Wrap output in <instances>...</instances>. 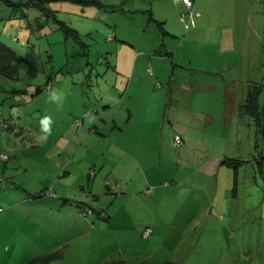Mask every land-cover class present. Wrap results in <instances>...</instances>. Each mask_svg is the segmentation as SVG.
<instances>
[{
	"label": "rangeland",
	"instance_id": "374dc122",
	"mask_svg": "<svg viewBox=\"0 0 264 264\" xmlns=\"http://www.w3.org/2000/svg\"><path fill=\"white\" fill-rule=\"evenodd\" d=\"M23 1L0 0V46L14 53L0 135L33 187L54 159L41 150L70 137L77 180L65 202L62 177L51 182L54 226L39 207L11 219L0 200V264H264V127L240 110L255 83L264 114V0H192L188 29L174 0ZM153 18L180 27L165 35ZM71 86L83 97L72 128Z\"/></svg>",
	"mask_w": 264,
	"mask_h": 264
},
{
	"label": "crops",
	"instance_id": "0c3cea01",
	"mask_svg": "<svg viewBox=\"0 0 264 264\" xmlns=\"http://www.w3.org/2000/svg\"><path fill=\"white\" fill-rule=\"evenodd\" d=\"M174 1H176L177 6L183 5V7H185V5L182 1H179V0L178 1L174 0ZM154 21H156L157 26L159 27L161 32L165 35L170 34L171 36H174V33H177L175 31V28L179 29V27H180L179 24H177V26H173V25L169 24L166 27L165 25H162L163 19H158V20L154 19ZM164 28H166V30ZM72 84L74 85L75 82H73ZM72 87L73 86H71L70 94L67 95V97L69 96V100H70L69 101V107L67 108V112H68L67 114H69V117H70V121H69L70 122L69 123L70 128H72L73 124H74V122H72V115L76 112L77 113L83 112V109L81 108V106L77 105V100H82L83 97L78 96L79 93H76V95L72 94V91H73ZM128 87H129V85H128ZM128 87H126V89H128ZM40 90H41V87H40ZM54 90H58V89L54 88ZM34 100H35V98H34ZM119 125H121V124H119ZM80 134H81V130H78L76 137L77 138L81 137L82 135H80ZM85 135H86V131L84 132L83 136H85ZM5 137H6L5 135L4 136L0 135V141L2 143V145H1L2 149L0 150V153H2V152H5V153L13 152V154L15 156L16 153L14 152V150H16V149L12 148V147L13 146L16 147V145L14 143H12L13 146H11L12 144L8 141V138L5 139ZM66 140L67 141H65L64 143L60 142L58 145H55L56 144L55 143L52 146H47L43 150H41V153L48 156V159H52V158H54V159L51 160L52 167H49V169L47 171H46L47 164L46 163L42 164L43 172L42 171L38 172L40 179H37V181H38V182H36L37 185H35L34 187L33 186H26L24 184L23 180L21 182H19L14 178L15 174L19 171L17 164L21 167V165H20L21 163H18L16 161V159H15V161L9 159L5 163L3 162L4 166H1L3 168L0 169V175L5 178V180H6L5 183H8V184L10 183L11 185L8 186V184H7V186H5L0 191V200H1L2 204L3 203L6 204V206H7L6 208H9L7 210V212H9V216L11 219L13 218L12 212L15 211L16 208L18 210L29 209V211L30 210L33 211L34 208L39 207L41 211L43 210L44 212H48L47 215H48V219H49L50 224H53V226H54L57 223L56 222V215H55L56 211H57V207L55 205L51 207V205L49 204L50 198H48L46 194L43 195L42 190L49 188L51 182L58 175H60L62 177L61 180H63V181H60L59 186L57 187V192L60 194L59 197L62 199L61 201L65 202L67 200L65 198L67 192L69 193V191L73 188V185L76 184L75 182L77 179L74 178L72 180V171L66 170V166L71 163L72 158L70 157V155L73 152V148L71 146L72 141L70 140V137H68V139L66 138ZM73 156H74V153H73ZM9 161H12L11 167H9V164H8ZM44 171H46V172L44 173ZM22 172H24V171H22ZM129 179H131V178H129ZM64 181H66V182H64ZM112 186H113L112 190L114 192L117 189V187H118V191L120 190L118 182H114ZM55 187H56V184L52 188H55ZM25 201H27V202H25ZM24 203H27V204L24 205ZM65 207H66V204L64 206H61V208H65ZM211 209H212V207L209 209V211ZM60 211H61L60 213H66L65 211H62V210H60ZM43 215H44V219H46V213H43ZM20 216H23V215H20ZM110 218H111V216H110ZM157 220H158V225H160L162 220L160 218H157Z\"/></svg>",
	"mask_w": 264,
	"mask_h": 264
},
{
	"label": "trees",
	"instance_id": "16d2710c",
	"mask_svg": "<svg viewBox=\"0 0 264 264\" xmlns=\"http://www.w3.org/2000/svg\"><path fill=\"white\" fill-rule=\"evenodd\" d=\"M45 1H51V0H26V1H23V5L26 6V7H31V6H36L38 8H43V3ZM78 1H81L83 3H92V4H96L97 6H102V4L97 1V0H78ZM59 24V27L61 29H63L66 33L68 34H71L75 37L78 38V32L72 28V27H69L68 25H66L64 22H61L59 21L58 22ZM14 59V53L12 51H10L8 48L4 47V46H0V74H4L5 76H9V71H8V68H10V62L11 60ZM21 64H24V63H21ZM50 81L47 80L46 83L42 86V87H45L47 84L51 85L49 83ZM37 92L40 91V87H37L36 89ZM260 92H261V88L258 84H252L250 87H249V90H247L246 94H245V99H244V103H242L240 105V110L242 111V113H244L245 115H248L249 117H251L254 122L256 123V126L257 128H259L260 130H262V127H264V121H262V119H264V114H262V111H261V108H260V103H259V96H260ZM0 128L1 129H9L10 128V125H8L6 119H4L1 115H0ZM6 155L7 156V159H3L1 158V155ZM14 156L13 152L11 153H5V152H2L0 153V159L1 161H3L4 163L11 159V157ZM0 178H1V181L2 182H5V178L3 176L0 175ZM0 181V182H1ZM43 191V195L46 194V195H50V194H53V190L50 188V189H45V190H42ZM42 195V194H41ZM67 199V198H66ZM95 211L94 208H90L88 209V212H90L91 214ZM83 215H86L87 212H82ZM96 215L100 218L102 217H107L108 216V212L105 213V211L103 210H99L96 212ZM150 229V227H149ZM35 258V257H34ZM34 258H30L29 260H27L25 263L23 264H35V260H33ZM103 264H125L123 260H111L109 262H105ZM159 264H173L171 261H168V260H165V261H162L161 263Z\"/></svg>",
	"mask_w": 264,
	"mask_h": 264
},
{
	"label": "built area",
	"instance_id": "2783aa9c",
	"mask_svg": "<svg viewBox=\"0 0 264 264\" xmlns=\"http://www.w3.org/2000/svg\"><path fill=\"white\" fill-rule=\"evenodd\" d=\"M179 1H182L184 3V5L186 6V8L188 9L187 15L181 14L179 17V21L185 25L186 29H188L191 25H194V17H193L192 11H191L192 6H193V2H192V0H179ZM173 141L176 145H180L182 143V139H181L179 134L174 135ZM5 157L7 158L6 155H3V154L1 155V158L6 159ZM0 181H1V178H0ZM146 232H145L144 236L149 235L150 229L148 228L146 230Z\"/></svg>",
	"mask_w": 264,
	"mask_h": 264
},
{
	"label": "clouds",
	"instance_id": "9594fccd",
	"mask_svg": "<svg viewBox=\"0 0 264 264\" xmlns=\"http://www.w3.org/2000/svg\"><path fill=\"white\" fill-rule=\"evenodd\" d=\"M50 99H52V100H59L60 97H59L55 92H53V93L51 94ZM51 122H52V121H51V118H50V117H44V118L41 120L42 128H43V131H44L45 133L50 134V124H51ZM45 138H46V137H45Z\"/></svg>",
	"mask_w": 264,
	"mask_h": 264
}]
</instances>
